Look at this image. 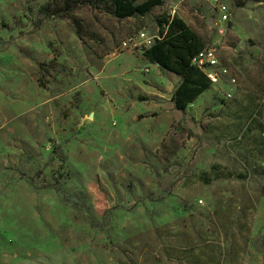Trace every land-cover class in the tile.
<instances>
[{
    "label": "rangeland",
    "instance_id": "rangeland-1",
    "mask_svg": "<svg viewBox=\"0 0 264 264\" xmlns=\"http://www.w3.org/2000/svg\"><path fill=\"white\" fill-rule=\"evenodd\" d=\"M60 2L0 0V264H264V0ZM167 14L235 79L184 112L178 77L114 55Z\"/></svg>",
    "mask_w": 264,
    "mask_h": 264
},
{
    "label": "trees",
    "instance_id": "trees-1",
    "mask_svg": "<svg viewBox=\"0 0 264 264\" xmlns=\"http://www.w3.org/2000/svg\"><path fill=\"white\" fill-rule=\"evenodd\" d=\"M60 4L45 5L39 8L46 17L63 18L79 6L88 5L94 10H107L117 19L147 15L155 6H162L163 0H60ZM158 36L143 50L142 57L157 67L178 76V83L171 93L175 110L184 112L188 105L212 85L203 72L192 65L194 56L207 47L186 22L176 15H163L157 18ZM264 195V183L260 188Z\"/></svg>",
    "mask_w": 264,
    "mask_h": 264
},
{
    "label": "built area",
    "instance_id": "built-area-1",
    "mask_svg": "<svg viewBox=\"0 0 264 264\" xmlns=\"http://www.w3.org/2000/svg\"><path fill=\"white\" fill-rule=\"evenodd\" d=\"M211 4L215 5L217 0H206ZM227 7L222 4H217V9L220 12V16L222 21L226 22L228 19ZM154 37H149L146 33L138 34L137 36L127 38L126 40H122L119 46L114 50V55L118 56L119 54L125 53L127 51H143L148 47L149 41H154ZM150 46V45H149ZM217 51L214 47H205L202 48L196 56L192 58V65L199 68L204 76L210 81L211 84H218L222 81L226 80L230 83H235L234 77H232L229 73L227 67L223 66L220 63L218 58ZM148 69H145L147 71Z\"/></svg>",
    "mask_w": 264,
    "mask_h": 264
},
{
    "label": "crops",
    "instance_id": "crops-1",
    "mask_svg": "<svg viewBox=\"0 0 264 264\" xmlns=\"http://www.w3.org/2000/svg\"><path fill=\"white\" fill-rule=\"evenodd\" d=\"M148 62H149V61H148ZM151 64H153V63H151ZM166 71H167V70H166ZM168 72L171 73L170 71H168ZM171 75H172L173 77H175V78L178 77V76H176V75H174V74H172V73H171Z\"/></svg>",
    "mask_w": 264,
    "mask_h": 264
}]
</instances>
